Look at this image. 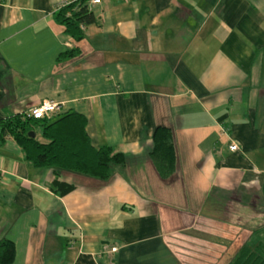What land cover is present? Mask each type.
I'll return each instance as SVG.
<instances>
[{"label": "crops", "instance_id": "1", "mask_svg": "<svg viewBox=\"0 0 264 264\" xmlns=\"http://www.w3.org/2000/svg\"><path fill=\"white\" fill-rule=\"evenodd\" d=\"M59 2L0 0V117L51 100V119L83 116L90 145L124 163L105 182L54 174L5 139L10 264H227L253 239L241 228H264V0H99L76 43ZM156 126L175 152L166 181L148 158Z\"/></svg>", "mask_w": 264, "mask_h": 264}, {"label": "trees", "instance_id": "2", "mask_svg": "<svg viewBox=\"0 0 264 264\" xmlns=\"http://www.w3.org/2000/svg\"><path fill=\"white\" fill-rule=\"evenodd\" d=\"M55 23L63 27L64 33L74 42L83 37L82 28L95 23V18L84 0L59 8L53 13ZM76 48L57 54L56 60L75 57ZM40 120L15 115L0 117V146L5 139L11 138L19 147L23 158L34 168L50 169L54 174L60 171L70 172L98 181H107L114 167H122L124 157L110 147L93 148L85 133V119L71 111ZM31 126L40 129L43 142L29 137ZM151 150L148 158L159 178L168 180L174 170L175 152L170 131L156 126L151 135ZM51 188L58 196L71 191L72 186L53 181ZM253 239L243 242L227 264H264V228L250 232ZM248 236V237H249ZM13 243L0 239V264L13 261Z\"/></svg>", "mask_w": 264, "mask_h": 264}, {"label": "built area", "instance_id": "3", "mask_svg": "<svg viewBox=\"0 0 264 264\" xmlns=\"http://www.w3.org/2000/svg\"><path fill=\"white\" fill-rule=\"evenodd\" d=\"M76 0H60V2L57 4L56 10L59 8H62L64 6H67ZM85 4L87 6L97 4L99 0H84ZM58 109L55 102L51 100H42L40 103H38L36 106L28 109L26 112H24L22 115L24 118L32 119V120H40L43 118H48L50 115L54 114L56 110ZM229 151H235L236 146L234 144H231L228 147ZM0 181H1V175H0ZM113 252L114 249H111Z\"/></svg>", "mask_w": 264, "mask_h": 264}, {"label": "rangeland", "instance_id": "4", "mask_svg": "<svg viewBox=\"0 0 264 264\" xmlns=\"http://www.w3.org/2000/svg\"><path fill=\"white\" fill-rule=\"evenodd\" d=\"M31 131H33L35 133V136H36V139L39 141V142H43V140L41 139L40 137V129L36 126H31ZM263 220H264V217H261ZM258 222H262V221H258ZM258 230V229H257ZM240 233H239V236L236 234V236L240 237L239 239L243 240V236L246 235V237H248L249 235L247 234L248 233V230H245L244 228H241L240 230ZM233 236H235L233 234ZM235 236V237H236ZM236 248V247H235Z\"/></svg>", "mask_w": 264, "mask_h": 264}, {"label": "water", "instance_id": "5", "mask_svg": "<svg viewBox=\"0 0 264 264\" xmlns=\"http://www.w3.org/2000/svg\"><path fill=\"white\" fill-rule=\"evenodd\" d=\"M27 136H29V137H33V136H34V134H33V133H31V132H29V133H27Z\"/></svg>", "mask_w": 264, "mask_h": 264}]
</instances>
